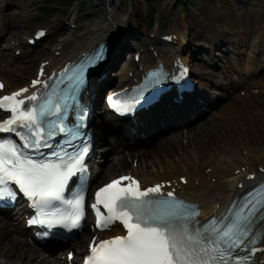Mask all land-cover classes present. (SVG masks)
Listing matches in <instances>:
<instances>
[{
    "label": "snow or ice",
    "instance_id": "1",
    "mask_svg": "<svg viewBox=\"0 0 264 264\" xmlns=\"http://www.w3.org/2000/svg\"><path fill=\"white\" fill-rule=\"evenodd\" d=\"M105 52V46L100 45L80 63L65 69L64 78L53 82L50 91L47 81L33 80V86L40 84L45 89L43 96L34 91L21 98L28 92L27 87L0 96V109L11 113L0 121V132L15 133L22 141L18 144L10 136L0 137V199H16L14 184L37 209L31 223L71 230L80 227L85 216L84 158L91 145L82 139L87 108L81 103L80 93L88 69L104 60ZM153 75L155 83L167 78L162 70ZM3 87L0 81V89ZM109 100L123 112L139 102L130 99L122 103L113 97ZM70 111L75 113L72 121L68 120ZM57 134H63L64 144L48 154L39 153L41 147L51 149L48 140ZM76 140L80 143H73ZM78 173L80 190L66 199V188ZM162 189L159 183L142 188L140 181L130 175L100 187L91 205L97 226L108 228L119 221L126 234L98 243L94 239L84 264H248V257L237 250L255 251V243L264 239V226L258 223L264 221V183L249 192L242 203L226 210L225 215L203 222L196 219L197 206L177 198L174 191L162 197L153 195L161 194Z\"/></svg>",
    "mask_w": 264,
    "mask_h": 264
},
{
    "label": "bare ground",
    "instance_id": "2",
    "mask_svg": "<svg viewBox=\"0 0 264 264\" xmlns=\"http://www.w3.org/2000/svg\"><path fill=\"white\" fill-rule=\"evenodd\" d=\"M85 5L88 11L84 12L79 20L80 30L69 37L71 38L75 35L77 40L74 42L71 40L67 41V43L72 42V47L66 48V52L69 55L82 53L89 46H94L100 40L111 41L117 29L121 28L123 35L125 33L127 35L130 32L129 25L137 24L140 20L136 10L124 13L119 8H116L115 4L105 6L102 2H88ZM254 11V19L258 21L261 10L257 7L254 8ZM174 15L176 21L170 25L164 35H176L174 39L176 45L158 44L156 40L152 39V45H157L155 49L159 52L160 58L157 59L149 50H146L142 53L141 62L137 68L133 67L134 63L132 60L128 61L124 68L112 73H120L119 82L122 85L132 80L128 76L129 70H139L140 66H156L158 60L171 64L173 61L172 57L178 53L181 43H185L186 35L188 33L194 34L189 20L182 9L175 12ZM18 21V16H10L7 21V27L11 28L18 23L21 31L30 30L29 25H23ZM160 26L161 20L158 19L152 33L158 35ZM241 33L243 35L238 36L234 43L235 47L229 44L226 46L227 50L231 51L237 48L236 51H238L239 46H252L259 49L260 45H262L261 43H264L263 36L260 42L258 40L254 42L251 40L248 31H241ZM82 34L83 36H81ZM216 46L218 48V45L213 43L211 49L206 50L207 54L204 55L203 61H199V56H196L197 60H194L192 50L185 55H187V61L190 60L194 64L193 71L199 79L202 91L213 92L218 97V100L215 98L216 101L207 102V104L209 105L208 107H220L224 114L222 119L218 120L214 117L217 111H213L214 115H212V111L209 112V110H207V115L195 116V118L186 123L190 125H187L188 130L186 131L189 144L185 146L182 143L184 137H180L178 132L172 133L173 128L185 124L172 123L169 114L161 108H158L152 113L151 120L147 119L149 122L147 123L146 121L143 125V130H155L158 136L153 135L152 131L148 132V146H142L132 151L133 153L137 152L139 154L136 165H131V163L126 162L123 151L120 150L121 146L120 148L117 147L120 141H124L125 149L123 150H127L126 147H129V144L133 141L131 134L125 129L114 128L112 122H109V124L106 123L97 138V143L98 145H107L106 147L98 148V150L106 148L107 153L105 155H108L106 161L108 160L109 164L103 169L102 175L99 176L97 182L108 176L111 179L119 174H134L136 176L139 175L143 182L152 184L162 180L179 179L184 175L187 177L188 185H181L180 191L185 192L189 198L200 202L204 208V212L210 214L220 207L226 206L229 200L240 192V183H243V185L248 184L246 177L249 173L258 172L261 166L264 167V158L262 157L264 149L260 151V143L263 140L264 144V138L261 140L259 134L262 125H264L259 122L262 121L264 123V118H259L260 121H257V116L264 113V105L260 104V100H257L256 96L251 95L249 97L252 103L244 106L239 103L238 98L233 96L234 91L231 93L211 91L209 89L210 83L204 81L207 79L211 80L215 77L211 66H217L215 60L216 54L220 53L214 52ZM119 47L120 51H116L113 58V66L117 69L119 63L116 62L119 58L125 57L124 53H122L124 51L123 43L118 45ZM196 50L194 49V51ZM260 51H264V48ZM5 54V52L0 50V65L4 62ZM69 55L62 58V60L68 58ZM27 56L30 57L29 55ZM30 58H33L32 55ZM30 58H25L22 65L17 66L16 71L21 75L17 83L26 78L31 72L33 60ZM258 59L264 60V56H258ZM227 61L237 66L235 62H238V60L234 61L229 56ZM236 69L239 70L238 67ZM0 70L2 71L3 79L7 81L8 87L13 86L16 82L12 83L14 78L9 74L12 69L1 65ZM251 70V67H246V71L249 72ZM218 82L223 83L224 80H219ZM106 83L108 85L112 84L110 79H107ZM263 83L264 72L256 76L254 84ZM249 86L247 84L245 87L246 90H250ZM226 100V104L221 103ZM97 105L100 111L103 107V102L97 101ZM208 112L211 114H208ZM253 112L255 116H251ZM155 114L156 117H154ZM166 125H169L167 129H165ZM115 131H119L120 135L118 138L112 136L111 142L109 143L108 135H113ZM170 133H172V137L168 138ZM154 138H158L159 140H155ZM154 149H158L157 151L161 155H158V152H152ZM245 149L248 150V154L243 156L241 151ZM111 152H115V154L113 155L114 158L109 161ZM148 152H152L150 155L154 156L149 158L144 157ZM163 152L167 153L164 154ZM177 155L180 158L179 162L174 158ZM185 163L188 166L185 167ZM206 165L211 167L210 172L205 170ZM243 168L245 171H243ZM213 178L215 181H213ZM0 231L2 232L0 240L5 236L4 241H0V264H66V261L60 259L59 256L53 255L50 252L40 253L36 250L28 243L26 230L21 227L20 223H10L7 216H0ZM22 237H25V240H22ZM73 245L76 247L75 260H77L82 253V240ZM260 259L264 260V253Z\"/></svg>",
    "mask_w": 264,
    "mask_h": 264
},
{
    "label": "rangeland",
    "instance_id": "3",
    "mask_svg": "<svg viewBox=\"0 0 264 264\" xmlns=\"http://www.w3.org/2000/svg\"><path fill=\"white\" fill-rule=\"evenodd\" d=\"M4 3V11L6 19L9 16H18V18L23 21V24L30 25V31L27 33L31 34L34 27L40 23L48 24H56L60 23L64 20L65 15H69L73 13V18H80L86 10L85 4L88 1L98 2L99 0H72L69 6H65V2L62 0H53L52 5L45 7V0H6ZM196 1L198 7V11L195 12L194 8L191 7L189 10H186L187 18L189 20L190 26L193 29V33L191 34L193 45L191 46V50L194 54H198L199 61H203V57L207 54L206 49H211L213 43L218 45V48H214V52L220 53L216 54V61L218 62V66L212 68L215 73V77L211 79L212 82H217L216 80H224V86L226 85V89H219L220 92H229L231 89V85L229 84L231 81L233 83H240L242 74H236L237 80L235 81L233 78V72L235 69V65L232 62H228L227 59L230 56L236 65L244 68L243 59L247 53L252 52L254 47L252 46H239L238 51L237 48L229 51L227 50V45L234 46L238 36L243 35L241 31H248L250 34L251 40L258 42L264 37V0H193ZM7 3V4H6ZM114 4L116 8H119L120 11H130L134 8L138 12L139 22L134 26L133 33L136 34L135 37L127 36V39H133L140 41V45H137V49L141 50L144 47H149L151 42V30L155 27V24L152 28L147 29L143 23H150L151 21H156L157 18H160L162 21V32L165 33L168 31V28L171 24H174L176 21L175 12L180 10V6L178 4V0H163L160 4H156L153 8L146 3L145 0H114ZM120 4V5H119ZM133 6V7H132ZM197 8V6L195 5ZM260 8L261 12L260 18L258 21L254 19V8ZM22 8L24 11L22 12ZM8 16V17H7ZM68 18V17H67ZM143 19V21H142ZM249 23V24H247ZM5 28L6 25H5ZM55 30L58 29V25L54 27ZM69 27V31H70ZM11 34H15L17 31L14 28H10ZM262 44V43H261ZM194 49H197L194 51ZM225 49V50H224ZM8 53V52H7ZM11 55L13 52L8 53L7 57L4 60V63H10L11 65H17V62H11ZM227 57H226V56ZM41 57V56H39ZM22 62V61H21ZM36 66V62H34L32 72L28 75L25 80H22L20 83H17L19 78V74L15 71H10L14 78L13 82H16L13 86L9 88L17 87L23 84L29 76H33L34 68ZM226 66L227 68H225ZM1 67V65H0ZM229 70L227 73H224V68ZM17 68V66H16ZM231 68V69H230ZM241 69V70H242ZM116 70V68H115ZM115 70L113 72H115ZM112 72V73H113ZM231 72V73H230ZM2 71H0V75ZM226 74L229 75L226 77ZM112 76V74H111ZM116 76L114 74L112 78ZM231 78V79H230ZM207 82L210 80L207 79ZM263 87V86H259ZM210 88H216V86L210 83ZM243 87H239L235 92L236 96L241 95V90ZM215 90V89H214ZM259 98L264 101V93L258 94ZM244 97V96H243ZM246 98V97H244ZM248 100V99H247ZM225 102V101H223ZM227 103V101H226ZM263 104V103H262ZM220 110V109H219ZM264 118V113L261 115ZM220 120L219 118H217ZM259 122V121H258ZM264 124L262 121L259 122ZM261 140L264 138V125L261 127L260 131ZM188 139H184L183 144L187 146L189 143L186 142ZM260 151L264 149L263 140L261 141ZM104 146V145H100ZM99 146V147H100ZM142 147V146H141ZM138 147L137 149L141 148ZM158 150V149H157ZM157 150H153L152 152H160ZM152 152H148L146 155L147 158L153 157ZM124 153V152H123ZM131 153V154H130ZM125 152L124 158L126 157V161L132 162L134 158L133 152ZM137 153V152H136ZM135 153V154H136ZM164 153V152H163ZM138 154V153H137ZM178 154V153H177ZM241 154L244 153L241 151ZM264 157V154H263ZM106 158V157H105ZM113 155L109 157V161L113 159ZM116 160V159H115ZM152 160V159H150ZM105 165H108L109 162L104 159ZM109 178L106 177L102 179L99 183L106 181ZM74 250V249H73ZM76 250V248H75Z\"/></svg>",
    "mask_w": 264,
    "mask_h": 264
},
{
    "label": "trees",
    "instance_id": "4",
    "mask_svg": "<svg viewBox=\"0 0 264 264\" xmlns=\"http://www.w3.org/2000/svg\"><path fill=\"white\" fill-rule=\"evenodd\" d=\"M147 1H150L151 2V1H161V0H147Z\"/></svg>",
    "mask_w": 264,
    "mask_h": 264
}]
</instances>
